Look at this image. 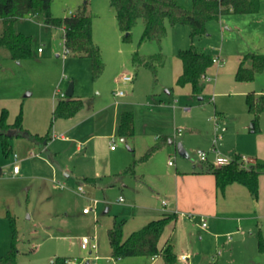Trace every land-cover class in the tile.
<instances>
[{"label":"rangeland","instance_id":"obj_1","mask_svg":"<svg viewBox=\"0 0 264 264\" xmlns=\"http://www.w3.org/2000/svg\"><path fill=\"white\" fill-rule=\"evenodd\" d=\"M176 1L186 9L192 7V0ZM259 1L257 13H229L209 20L204 35L192 38L189 25L172 26L166 19V34L160 41H142V18L125 39L110 1L88 0L93 38L102 59L99 69L90 58L65 51L61 28L43 23L41 16L18 18L15 29L32 38L33 56L16 60L0 48V115L7 109L12 124L22 111L24 129L49 134L51 139L43 146L14 136L9 140V156L0 144V259L11 247L14 222L17 264H53L58 257L80 264H167L162 255L114 257L108 231L121 227L126 239L169 211L172 204H162L171 186L167 180L176 168L205 166L198 150L208 152L209 160L214 158V146L230 158L264 154V113L257 129L250 131L246 104L248 92L264 94V69L256 71L250 83L235 79L242 55L264 54V0ZM84 2L52 0L51 14L69 16ZM191 46L225 61L208 69L199 95L191 85L177 84L182 71L177 54ZM153 55L164 56V64L154 60L155 71L143 62L153 63ZM125 74L133 80L124 83ZM71 83L73 97L82 99L83 107L71 118L53 119L58 89L66 93ZM126 111L133 114L134 135L123 140L118 127ZM215 118L227 129L224 140L217 143ZM179 143L187 156L178 152ZM153 147L158 148L145 158ZM15 153L17 174L13 173ZM169 161L174 165L169 166ZM246 190L247 199L235 192L226 203L228 210L222 216L233 219L227 224L207 217L204 227L199 218L185 214L175 230L181 241V247L174 248L176 264H264L258 248L259 238H264V174L257 198ZM93 201L96 212L85 215L83 208ZM246 209L256 219L250 226L239 221L247 215ZM84 236L96 238L97 252L81 248ZM183 254H188L186 261Z\"/></svg>","mask_w":264,"mask_h":264},{"label":"trees","instance_id":"obj_2","mask_svg":"<svg viewBox=\"0 0 264 264\" xmlns=\"http://www.w3.org/2000/svg\"><path fill=\"white\" fill-rule=\"evenodd\" d=\"M115 9L116 18L124 38L129 39L132 29L137 25L140 18L144 21L142 41H160L166 34L165 20L168 19L172 26L187 24L191 28V37L204 35L206 23L209 20H218L221 15L228 13L245 14L256 13L260 10L259 0H192L191 9H186L176 0H109ZM52 0H0V48L6 49L10 56L16 60L32 57V38L15 29V21L27 15L42 17V22L59 27L63 30V40L66 49L70 53L88 57L92 60L95 68L102 67V59L99 47L93 38V16L88 12L85 0L83 7L75 13L65 17H54L51 14ZM177 56L182 62L183 70L177 78L179 86L191 85L193 93L199 95L203 84L202 79L208 69L213 66V57L193 46L179 50ZM164 64V56L153 55V63L143 60L146 65L153 67ZM264 69V54L247 52L243 55L235 73L236 81L250 83L254 80L255 73ZM246 104L252 117L253 131L257 129L259 118L264 113V94L255 95L253 91L247 93ZM83 107V100L75 97L60 98L53 110V119L71 118ZM8 110L3 108L0 115V144L3 153L9 156L12 148L10 138L23 136L32 142L45 146L51 139L49 134L41 136L33 134L22 126V111L16 116L14 123L8 122ZM119 135L123 140L134 135L133 114L122 113L118 127ZM158 147L150 148L145 158ZM241 156H236L230 164L215 166L206 164V172L215 176L217 187L224 191L227 185L239 183L244 185L251 195L258 197L259 176L264 172V163L257 161L248 168L241 165ZM87 181L93 182L94 179ZM178 214L175 212L163 213L152 219L142 228L133 231L126 239L123 238L121 227L109 229L108 236L112 255L124 258L129 256H159L162 255L167 264H176V253L173 246L166 243L162 249L159 241L165 228L177 221ZM13 239L9 251L0 259V264H17V234L13 222ZM259 251L264 254V238L258 240ZM66 257H58L53 264H66Z\"/></svg>","mask_w":264,"mask_h":264},{"label":"crops","instance_id":"obj_3","mask_svg":"<svg viewBox=\"0 0 264 264\" xmlns=\"http://www.w3.org/2000/svg\"><path fill=\"white\" fill-rule=\"evenodd\" d=\"M248 52H254V51H248ZM242 57L239 58L238 60L239 63ZM182 70H183V66H182ZM181 73L182 71L180 69L178 74L180 75ZM252 91L255 93L254 90ZM56 103L53 104V110L55 108ZM261 116L259 118V121L261 119ZM218 119L220 121V118ZM250 121H252V117L250 118ZM251 124L248 126V128L250 129V131H253V129L251 128ZM225 132L226 131L223 132V138L220 141L224 140ZM215 134H216V131L214 127V136ZM114 149L116 150V148ZM236 156H243V155H236ZM246 158L251 160V164H255L257 161L264 163V154L262 153H256L255 155H252V157H246ZM17 161H18V158H17ZM13 163H14V157H13ZM206 164L208 163L206 162ZM251 164H249V166ZM262 174H264V172L261 173V175ZM260 176H259V179H260ZM170 178L171 179L169 181L167 180V182L171 183V186L169 187L168 191L166 190L167 188L164 189L166 190V194L168 197L166 200H162V204L165 206H168V205L170 206V204H172V206L169 211H164L161 213V215L167 212H175L178 214V219L175 223L170 224L165 228L160 241L163 240L162 247L166 243H169L173 246V250L174 248L181 247L180 236L178 232H176L175 230H176L178 223L184 219L183 217H186L185 214L188 213V214H191L192 216L199 218L200 222H202V218L206 220L207 217H210V218H214L216 221L222 222V225L227 224L231 222L233 219L222 216L223 215L222 211L228 210V208H224L226 206V203L229 202L230 198L234 194H236L235 192H241L242 196L244 197L245 195L246 199L248 198V195H249L244 185L239 184V183H231L226 186V188L223 191V198H221L220 190L217 187L215 176L212 173L206 172V165L205 166L200 165V168H197V165H193L192 169H185V171H179L178 168H176L175 174H172ZM93 182H95V180ZM158 193L160 194V192ZM163 201L165 203H163ZM249 207L252 208V205H249ZM245 213L247 215H245V217L240 219L239 221L242 224L246 222L250 226L256 220L255 216L252 213V210H249V209H246ZM84 214L88 215L90 213H84ZM160 241H159V248H160ZM162 247L160 249H162ZM185 247L186 249H190L191 245L185 244ZM183 255L188 256V254H183ZM155 257H158V256H155ZM187 259H185V261Z\"/></svg>","mask_w":264,"mask_h":264},{"label":"built area","instance_id":"obj_4","mask_svg":"<svg viewBox=\"0 0 264 264\" xmlns=\"http://www.w3.org/2000/svg\"><path fill=\"white\" fill-rule=\"evenodd\" d=\"M39 51H41V48H39ZM65 51L69 53V50L66 49L65 47ZM213 63H218V64H224L225 61L224 59H221L219 57H213ZM206 75L203 77L205 78ZM133 80V77L131 75H123L122 76V81L124 83H127V82H131ZM58 93H59V96L60 98H66V93L61 91L60 89H58ZM119 95H123V92L120 91L119 92ZM214 126H215V131H216V134H215V137H214V140H215V143L219 142L222 138H223V132L226 130V127L223 126L219 119L218 118H215V123H214ZM179 133L180 130H179ZM112 142H115L113 139L111 140ZM112 149L115 148L114 145L111 146ZM212 152L214 153V159L211 161L209 160V156H208V152L204 151V150H198L197 151V154L199 156V159L201 162H207V163H212L213 165L215 166H223V165H227V164H230L231 162H233L235 160V157L234 158H230L228 156H225V155H222L218 152L217 150V147L214 146L213 149H212ZM14 157V167H13V173L14 174H17L19 172V167L18 165L16 164L17 163V154L15 153L13 155ZM240 161H241V165L245 168H248L249 167V164H251V160L244 157V156H241L240 157ZM169 165H174V163L172 161H169ZM61 187H63L62 184H60ZM79 191L81 193H84V189L83 187H79ZM123 198H120V201H122ZM163 203H165L163 201ZM83 212L84 213H92V212H96V201H93V205H90V206H86L83 208ZM206 220L202 218V223H203V226L205 227L207 224L205 222ZM81 248L84 249V250H89V252L92 254L94 252H97V249H98V242L96 240V238L94 236L92 237H88V236H84L82 239H81ZM97 257V256H95ZM181 259L185 260L187 259V256L186 255H182L181 256ZM66 264H80L79 262H77V260H74V259H69L67 258L66 259Z\"/></svg>","mask_w":264,"mask_h":264},{"label":"water","instance_id":"obj_5","mask_svg":"<svg viewBox=\"0 0 264 264\" xmlns=\"http://www.w3.org/2000/svg\"><path fill=\"white\" fill-rule=\"evenodd\" d=\"M74 94V84L71 83L66 91V96L72 97ZM29 95V94H27ZM202 99V98H200ZM254 125L251 124V128L253 129ZM171 143V142H170ZM177 150L182 156H187V151L184 149L181 143L177 144Z\"/></svg>","mask_w":264,"mask_h":264}]
</instances>
